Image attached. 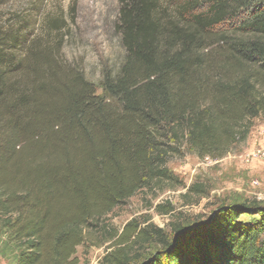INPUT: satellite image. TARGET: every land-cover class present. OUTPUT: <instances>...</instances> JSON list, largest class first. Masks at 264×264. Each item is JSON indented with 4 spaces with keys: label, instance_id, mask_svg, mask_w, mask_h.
Returning <instances> with one entry per match:
<instances>
[{
    "label": "trees",
    "instance_id": "obj_1",
    "mask_svg": "<svg viewBox=\"0 0 264 264\" xmlns=\"http://www.w3.org/2000/svg\"><path fill=\"white\" fill-rule=\"evenodd\" d=\"M171 1L118 0L125 57L98 85L57 44L0 30V256L9 263L79 264L77 248L114 209L179 181L172 156L189 148L221 160L264 115V0ZM206 193L193 184L187 194ZM110 241L99 264H264V205L223 204L171 233L132 220Z\"/></svg>",
    "mask_w": 264,
    "mask_h": 264
},
{
    "label": "rangeland",
    "instance_id": "obj_2",
    "mask_svg": "<svg viewBox=\"0 0 264 264\" xmlns=\"http://www.w3.org/2000/svg\"><path fill=\"white\" fill-rule=\"evenodd\" d=\"M118 17V0H0V30L21 31L27 43L38 39L57 44L64 61L83 70L95 85L101 82L104 70L116 72L124 60L125 51L116 29ZM168 168L179 181L141 190L114 209L99 222L105 231L94 228L77 248L75 258L79 264H99L112 250L110 235L121 233L132 220L171 233L174 224L189 226L209 220L223 204L264 205L258 199L259 194H264V115L254 120L247 140L234 146L225 158L201 159L185 148L182 155L170 158ZM255 180L260 187L252 186ZM193 184L204 185L206 195H188ZM168 204L173 211L159 214L157 207ZM240 220L245 222L249 217L244 215ZM155 250L154 245L145 247L141 262ZM0 264L11 263L0 256Z\"/></svg>",
    "mask_w": 264,
    "mask_h": 264
},
{
    "label": "built area",
    "instance_id": "obj_3",
    "mask_svg": "<svg viewBox=\"0 0 264 264\" xmlns=\"http://www.w3.org/2000/svg\"><path fill=\"white\" fill-rule=\"evenodd\" d=\"M252 186L254 188H258V187H260V182L255 180V181L252 182ZM258 199L261 200V201H264V194H259L258 195Z\"/></svg>",
    "mask_w": 264,
    "mask_h": 264
}]
</instances>
